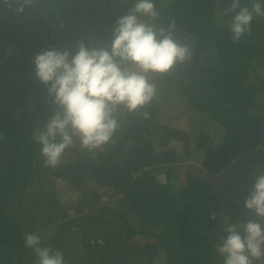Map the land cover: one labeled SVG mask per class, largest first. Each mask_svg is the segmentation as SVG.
I'll return each mask as SVG.
<instances>
[{"label": "trees", "instance_id": "16d2710c", "mask_svg": "<svg viewBox=\"0 0 264 264\" xmlns=\"http://www.w3.org/2000/svg\"><path fill=\"white\" fill-rule=\"evenodd\" d=\"M229 2L155 0L161 22L174 20L178 37L192 45L191 61L157 79L146 117L124 116L110 145L67 149L55 168L44 166L33 140L51 112L33 57L53 45L74 48L78 39L109 36L128 5L35 0L23 14L0 5V264H35L26 233L62 251L67 264H222L215 249L223 226L247 218L253 173L264 171V18L233 43L222 15ZM161 97L164 106L186 101L179 120L187 112L195 123H166ZM229 165L238 172L217 178ZM161 171L164 183L156 178ZM57 180L65 193L81 196L65 207ZM88 182L117 199L99 203Z\"/></svg>", "mask_w": 264, "mask_h": 264}, {"label": "clouds", "instance_id": "9594fccd", "mask_svg": "<svg viewBox=\"0 0 264 264\" xmlns=\"http://www.w3.org/2000/svg\"><path fill=\"white\" fill-rule=\"evenodd\" d=\"M126 3V12L114 20L109 36L78 39L74 48L53 45L33 57L35 78L46 89L45 100L51 105L42 127L33 132L45 167L59 166L67 149L95 152L110 145L124 116H147L142 109L156 97L157 79L174 75L192 59V45L178 37L174 20L161 22L155 0ZM250 3L249 7L242 0H230L223 10L233 43L251 33L255 18H264V0ZM34 4L35 0H0V5L14 8L17 14ZM175 143L179 142L171 146ZM181 157L182 151L178 163L187 162ZM158 175L164 183L163 171ZM253 175L244 200L247 218L226 223L216 244L222 264H264V171ZM57 182L63 189V182ZM97 192L98 202L104 204L109 195ZM67 211L73 213L72 208ZM23 239L24 247L36 257L35 264H67L62 251L42 245L40 235L26 233Z\"/></svg>", "mask_w": 264, "mask_h": 264}, {"label": "rangeland", "instance_id": "374dc122", "mask_svg": "<svg viewBox=\"0 0 264 264\" xmlns=\"http://www.w3.org/2000/svg\"><path fill=\"white\" fill-rule=\"evenodd\" d=\"M181 100H182V98H179L177 100L175 98L174 99L173 98L172 99H169V100H167V103L165 104V106L163 105V102L164 101L161 102L162 103V108H161L162 111L163 112L165 111L166 113H170L169 115L165 116L166 123L173 124V125H179V126H181V125L184 126L185 125L184 123L188 124V122L195 123V121H192L191 120L192 119V116L190 118H187V112H185L184 118L182 119V117H180V120H179V114L183 111L184 104L186 102V101L182 102ZM168 111H173V112H168ZM215 142H218V140L215 139ZM173 145L176 146V147H180V144L179 143H175ZM196 158L199 159V156L197 155ZM181 159L184 160L183 157H181ZM195 161H196L195 164L198 166V161L197 160H195ZM239 163H240V165L243 164L242 162H239ZM230 168H231V170L229 171V173H227L226 172V169H230ZM238 168H239V165H236L234 167L232 165H229L227 168H225L224 170H222L221 172H219L216 177L217 178L218 177H221V176H226V177L227 176H231L232 177V175H234L235 173L238 172ZM157 179L164 180V178H163L162 175H157ZM61 184H62L61 182H57L54 185H55V188L57 190L58 196L64 202V205L65 206L71 204L74 199H76V198H78V197L81 196V192L80 191H75V192H73L72 195H68L67 193H65L63 191V189L61 187ZM89 185L90 186H93V187L95 186V185H91L90 183H89ZM97 190H99V192L101 194H108V193H106V191L102 190L100 187L99 188H96V191ZM108 195H109L108 196V200L105 201L104 203L110 205V204L113 203V201H115L117 199L118 196L115 197L112 194H108ZM143 240H147L146 237H143V236H135V241L136 242H142Z\"/></svg>", "mask_w": 264, "mask_h": 264}, {"label": "crops", "instance_id": "0c3cea01", "mask_svg": "<svg viewBox=\"0 0 264 264\" xmlns=\"http://www.w3.org/2000/svg\"><path fill=\"white\" fill-rule=\"evenodd\" d=\"M198 167L200 168L201 166H200V165H198Z\"/></svg>", "mask_w": 264, "mask_h": 264}, {"label": "built area", "instance_id": "2783aa9c", "mask_svg": "<svg viewBox=\"0 0 264 264\" xmlns=\"http://www.w3.org/2000/svg\"><path fill=\"white\" fill-rule=\"evenodd\" d=\"M99 242H100V240H99Z\"/></svg>", "mask_w": 264, "mask_h": 264}]
</instances>
